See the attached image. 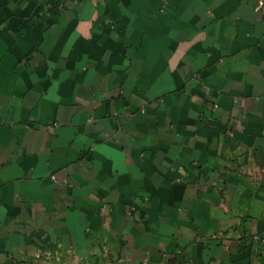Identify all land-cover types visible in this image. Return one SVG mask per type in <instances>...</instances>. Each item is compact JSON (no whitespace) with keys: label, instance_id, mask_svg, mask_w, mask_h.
Here are the masks:
<instances>
[{"label":"crops","instance_id":"1","mask_svg":"<svg viewBox=\"0 0 264 264\" xmlns=\"http://www.w3.org/2000/svg\"><path fill=\"white\" fill-rule=\"evenodd\" d=\"M260 2L0 0V264H264Z\"/></svg>","mask_w":264,"mask_h":264},{"label":"built area","instance_id":"2","mask_svg":"<svg viewBox=\"0 0 264 264\" xmlns=\"http://www.w3.org/2000/svg\"><path fill=\"white\" fill-rule=\"evenodd\" d=\"M258 10L262 14L263 21H264V0H261V2L259 4V7H258ZM213 238H215V236Z\"/></svg>","mask_w":264,"mask_h":264}]
</instances>
